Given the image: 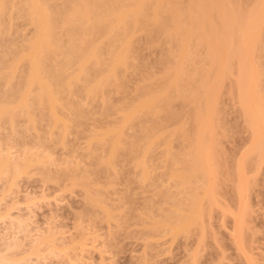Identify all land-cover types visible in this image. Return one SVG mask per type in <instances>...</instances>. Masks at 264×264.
<instances>
[{"label": "rangeland", "instance_id": "374dc122", "mask_svg": "<svg viewBox=\"0 0 264 264\" xmlns=\"http://www.w3.org/2000/svg\"><path fill=\"white\" fill-rule=\"evenodd\" d=\"M177 1L180 2L183 0ZM185 1L186 3L188 2V0ZM185 1L182 3L183 8V5L186 4ZM229 1H237L235 3H240L239 6L241 9L244 7V12L249 11V8L251 10L252 4L255 3L253 0ZM252 1L254 3H252ZM228 4H230V2ZM247 4H251L249 5L250 7ZM230 7L231 9L233 8L234 11L240 8H238V5L236 8H234L235 6L233 7V5H230L229 9ZM226 9H228V7ZM242 12H240V14H243ZM15 20L18 21L17 18ZM21 21L22 19L17 23L13 20V23L15 22L17 25H11V22L10 26H13L14 29L10 30L12 31L10 32V35L8 36V33L2 35L3 39L0 38V42L4 40L3 42L4 45H6V48L8 43H10V39L13 40L17 37V45H22V42L27 44L25 40L27 38L30 39L33 36L32 34L34 33L32 32L34 30L32 25L30 26V24L24 23L27 21ZM136 29L137 27L134 29L133 26V30L136 33H134L135 41L132 38L129 43V49L131 51L129 54L133 55H131V59L129 58L130 61H127L130 65L129 67H124L126 69H124L123 72L121 71L122 68L120 69V76H118L119 72L116 74L119 77L118 81L113 82L114 80L112 81L110 79V82H113V84H120L118 89L116 86L112 87L113 84H111L112 86L108 88V93L105 91L107 93H105L106 96H108L106 99L108 106L104 104L106 102L103 103L102 98V101L100 98H96L92 101L91 99H88V101L85 100L83 103L81 102L82 108L85 107L82 110V113L87 118L85 119L83 116L82 119L80 118V121L77 120V122L75 120V126L74 122H72L73 125L71 124L72 127L69 129L74 128L72 131L68 130L70 133H65L64 131H62V133L59 129L54 132L59 133L60 135L55 133L52 134L51 131L48 133L51 127H49L48 130V125L45 121L48 122L50 117H45L46 114H43L45 115V118L43 119L45 121L42 120L43 117L38 119V121L41 120V122L36 124L37 130H35V127L34 130H31L33 127L27 129V124L30 126L31 124L27 122L28 119L25 120V117L19 119V121L21 120L19 125L22 127L16 128H18V131L20 132L18 135L20 138L15 134L13 135L12 133L14 132L10 134L12 130L9 131L7 129L9 126L7 128L4 127L7 130L3 127L0 128V154L9 157L13 166L11 168L22 165L21 163H23L24 159H30L31 157L32 160V167L28 168L29 170L27 169V173L16 177H20L19 179H13L12 181V179L9 178L11 175H7L8 173L0 176V247L1 244L5 242L6 244L8 242L10 243V241L12 242V239V243L19 245L18 250L20 247L22 251H25L24 248L27 247L25 253H23L24 251L21 253L22 256L25 254L23 257H26V252L27 255H29V257L25 258L27 261L26 264H264V162L260 161V157L257 154H252L250 157L248 155V157L246 156V153L250 148L251 134L245 119H243V113H241L242 108L239 106V101L237 102L236 100L238 98H236L238 68L235 67L236 64L234 63L231 54V56L227 55L225 59L227 60L226 67L223 68L228 74L226 73V77H224L221 83L217 86V89L215 90L216 92H214L216 94L213 93L214 96L212 98L209 97L211 98V101H208V103L211 102L214 113H212L213 116L211 115L212 117L210 116L209 118L208 133H205L207 137H205V140L208 139V147L207 152H204L203 154L212 172V177H210L212 183L208 185V188L210 186L212 189V195L209 193L210 197L208 200H206L201 208L197 210L198 212H196V214L198 213V215H195L198 216V219H196L197 221L194 219L195 222H190L189 225L187 224L188 226L186 225L187 227L184 226L179 228L176 226L178 225L176 219L179 217L176 212L181 210L179 209L180 205H182V200L184 201V197H186L183 194L187 193L184 191L185 187L183 186H187L188 184L185 185V183L190 180L193 184L196 183L193 177L196 172H192L195 169H192L188 164L191 161V156L199 154L197 145L194 146V144H196L195 141H197V138H195L196 134L191 135L193 132L196 133V129H192L196 123H194V120H196L194 118L196 117L193 115V113L196 112L194 110L196 108H194L195 104H191L192 101H194V103L199 101L200 104L201 99L199 100L197 98L196 101L189 100L191 102H187L189 99L188 96L187 101H183L186 98L184 94H182L184 98L181 100V93H179L180 95L174 94L173 91H176L173 87L172 94L180 97L176 98L175 96L176 99L171 98V101L168 100L169 103H166L169 105H165L166 108H164V111L162 109L158 114L156 113L159 117L155 114V116H150L152 114H147V116L143 113V115H140V120L138 117L130 126L126 127L124 129V135L120 138L122 143L119 142V144L121 143L122 145L120 144L121 146H119V144H117L115 147L117 153L116 150L115 152L111 150V148L114 149L112 146V139L114 138L111 136L106 137L105 144L102 146L95 142L93 144H96V146L93 144L91 145V140H94V138L91 139L89 136L97 133L103 134L105 130L109 128V125L113 126L115 122L119 123L123 114L127 112L129 113L132 109L131 107L133 106L135 98L140 99L139 97L141 96V99L144 97V100L148 95H144L146 90L149 89L148 85H150L151 88V84L155 79H157L156 81L158 82H155L157 83L156 85H159V82H161L160 84L164 83V81L166 83L167 80L164 79H169L168 77L172 75V72H168H170V69L173 71V68H175L174 66L180 61L179 57H177V53L173 52L177 47L173 48L174 44L173 46L172 43L170 45L169 42L166 41L167 38L162 40V37L157 36L158 39L161 38V41L157 40V38H155L156 36H152L155 40L154 38L153 40H151V38L149 40V38L147 39L149 36L148 33L145 31L143 33L139 28ZM13 33H16V36H14ZM263 37L262 47L264 46ZM6 40L8 43H5ZM12 40L11 43L13 42ZM19 40H22V42ZM132 41L135 44H133ZM3 42L0 43V46L1 44L3 46ZM16 42L14 40L15 46ZM151 42L153 44H151ZM165 42L168 44H165ZM160 43L162 44L160 45ZM117 44L118 46L116 47L119 48V44L121 43L118 42ZM134 45L136 46L134 47ZM13 47L12 44H9V47L5 50L8 51ZM20 47L14 48L13 54L15 51H18V54H14L15 56L16 54L19 55L24 44L22 48ZM133 47L135 49H133ZM104 48V51L106 52V47ZM168 48L170 49L169 51ZM10 50L8 54L10 53ZM169 52H171L172 55ZM3 53L1 52V58ZM203 53V51L202 54L199 53L198 58H196V60L201 59V63L193 61V63L195 62V66L197 64H199L200 67L202 66L201 64H203L204 61L202 59L205 58V54ZM13 54H10L7 57H10L7 59L9 62L11 61L10 63H13L12 61L16 59ZM168 55L169 58L171 55V60L168 58ZM251 56L253 57L252 54ZM162 58H164V61H161L163 60ZM207 58H205L206 64L204 63L206 66L209 62ZM165 59L169 60L165 61ZM255 61L258 62V66L255 67L257 70V76L262 80L264 79V56ZM158 62L164 63L163 65H165V67L161 65V63L158 64ZM25 68L26 67H22L21 70L19 69L22 73L20 77L25 74ZM186 68L189 69V67ZM197 68H199V66ZM200 69L202 71L203 68H199V71ZM204 69H206V67H204ZM94 70L96 71H92V73L98 72L97 69ZM20 72L16 74L14 78L16 81H12L15 82L13 83L15 86L12 84V87L16 88L15 91L12 90L14 92L20 91L22 88V86H20L22 84L20 83L23 79L18 76ZM166 74L171 75L166 77ZM193 74H196V72ZM212 74L215 75L214 72ZM17 76L20 79H18ZM191 76H193L192 73ZM0 77L1 80V72ZM91 77L94 78L95 76L91 75ZM187 77L188 79L190 78V76ZM184 78L185 77L181 78V80H185ZM1 81L0 88H3L4 84H2ZM16 82H20L18 84L19 86ZM138 83L141 85L140 87ZM165 83L164 85L169 84ZM179 83L183 85L185 84L181 81H179ZM144 84L147 87H145ZM162 85L158 86L160 90L158 87L156 88L153 86V89L155 88L156 91L157 89L160 91L157 93L159 96L163 95L162 93L167 94L165 91L166 86L163 85V87ZM201 86L202 85L199 87L200 89L198 88L199 92H197V86H195V93L197 97L200 95L201 98H204V94L207 95V93H205L207 89L205 90L206 86H203L202 88ZM160 87L163 88L161 89ZM7 89V92H9V88H6V90ZM169 89H167L168 92ZM0 90H2V93L6 91L5 89ZM2 93H0V95ZM9 94L12 95V92H9ZM185 94L187 96V93ZM162 97L165 98V94ZM177 99L180 100L177 101ZM204 99H206V97ZM164 100L167 101V98ZM30 103L32 102L30 101ZM84 104L85 106H83ZM109 105H112L110 106L111 108ZM190 105L191 107H189ZM201 105L199 106V110L203 107ZM104 106H107L110 109L107 107L106 109ZM211 106H208V108L210 107V111H212ZM112 108L116 109L115 112ZM191 108L194 109L192 110ZM108 109L109 112L106 111ZM120 109L122 112L124 110V112L121 113L120 111V113H117L116 111ZM171 111L174 113L172 114ZM106 113H108L107 116ZM164 113H166V115ZM167 115L171 116L169 117ZM157 117L159 119H157ZM162 119H164V121H162ZM145 121L152 127L150 128L145 124ZM156 121H158V124ZM40 124L41 127H39ZM143 125H145V127ZM181 125H185L184 128L181 127ZM188 125H191L192 127H188ZM175 127H177L176 129L178 130H176ZM149 128L151 129L150 135H154L153 137H155L153 138V148L146 147L150 138L147 135L149 133ZM155 128L157 130H155ZM20 129H22V131ZM141 130H143V133ZM18 131L16 130V134ZM183 132H185L182 135L184 137L181 138L182 136L180 135ZM186 132L188 135L185 137V134H187ZM7 136L9 140L7 139ZM9 136L17 138H14V140ZM175 136L177 137L175 138ZM135 137L138 139L140 138V142L138 139H135ZM162 137L163 139H161ZM170 138H172V140ZM188 138L195 143L193 144V141L191 142ZM157 139L158 142L156 141ZM136 140H138L139 143L137 142L138 146L134 149V152H132L133 150L130 151V148L128 147V149L127 146L133 141L136 142ZM110 141L112 144H110ZM188 141L193 144V147L186 145L189 144L187 143ZM44 142L45 147L42 148ZM41 143H43V145H41ZM91 146L93 151H91ZM98 146L99 148L97 149ZM128 154L129 156L134 155L130 158L127 156ZM96 156L98 158L95 160L94 157L96 158ZM187 156L190 157V159L187 158ZM99 158H101V161ZM186 158L190 161H187ZM244 158L248 160L245 159V163L242 161ZM140 159H143V168L138 166V162H141ZM109 160L110 163L111 160L113 161L111 163L112 165L108 166L107 164L108 167L103 165V163H106ZM186 161L188 163H185ZM40 162L42 164H40ZM99 163L102 164L100 165ZM242 163L243 165L241 166ZM188 166L191 167V169ZM240 166L242 167V174H244L243 183L239 179ZM107 168L109 170H107ZM183 168L185 171H183ZM186 170H188L187 172L190 171L189 173H193V175H188V178L186 177L188 179L187 181H185V178L184 180L180 178V181L183 180L182 182H185L181 187L177 181L178 179L176 180V178H178L176 176L181 177L179 173H182V176H187L189 173H187ZM172 175H174L175 178H171ZM4 177H6V179ZM16 180L17 183L15 182ZM197 187L201 188L199 183L195 188L191 187L188 189H196ZM240 190H242V194H240ZM99 195H102V197H99ZM203 197L204 196L202 195L200 198L202 199ZM97 199H99L100 204ZM180 212L181 211H179V213ZM185 216L187 217L186 213ZM20 221H22L23 224L19 223ZM157 222H160L161 224H157ZM236 223L240 224L238 232H235ZM170 227H173L174 229L172 228V230ZM183 228L186 229L183 230ZM22 246L25 247L23 248ZM18 250H15V254L18 253ZM31 251H35L33 252L34 255ZM19 252H21V250ZM17 257H19L18 259L23 258L20 255Z\"/></svg>", "mask_w": 264, "mask_h": 264}, {"label": "bare ground", "instance_id": "6f19581e", "mask_svg": "<svg viewBox=\"0 0 264 264\" xmlns=\"http://www.w3.org/2000/svg\"><path fill=\"white\" fill-rule=\"evenodd\" d=\"M183 1H185V0H183ZM183 1L179 2L176 0V2H175V0H65V1L64 0H0V36H1L0 38L1 39H3L2 35H6L9 33L8 34V36H9L10 32H12L10 30L14 29L13 26L12 27L10 26L11 22H12L11 25L15 24V22L13 23V20L16 21L17 23L21 19H22V21L23 20L27 21L24 23H28V24H30V26L32 25L33 30H34V31L32 30L33 31L32 33H34V34H32L33 36L31 35L32 37L30 39L26 37L27 39L25 41L27 44H25V42H22V40L21 41L19 40L20 42H22V45L18 44L19 45L18 46L17 45L18 41L16 42V40L18 39L17 37H16V39H13V40L10 39V43H8V41L6 40L5 43H8L7 48L9 47V44H12V47L14 46L13 48H10L11 50L9 49L10 50L9 54H8L9 50L6 51L7 48L5 47L6 45H4V42H3L4 40L3 41L1 40L3 42V46H2V44L0 46V67H1L0 72L2 75L1 80H4L5 83H4V81H1V80L0 81L2 82V84H4V85L6 84V85H5V88L3 85V88H0V89L6 90V88H9V92H12V95L9 94V92H7L8 89L6 91H4L3 93L1 92L2 90H0V93H2L0 95V125H1L0 128H2V127L7 128L9 126L11 129L9 127L7 129L9 131L12 130L10 132V134L12 132H14V133H12L13 135L15 134L18 136L20 133L18 131V128H21L22 126L19 125V122L21 121V120L19 121V119H23L25 117V120L28 119L27 122L31 124V126L29 124H27V126H26L27 129L28 128L31 129V127H33L31 130H34L35 128H36L35 130H37L36 124L37 123L39 124V122H41V120L38 121V119L43 117L42 118V120H43L47 116L50 117V119H48L49 121L48 120H47L48 122H46L45 120H43V121H45V123H47L48 130H49V127H51L49 132L46 130L48 133H50V131H51V133L54 134L55 133L54 131L57 129L61 130V132L64 131L65 133H68V132L70 133V131H68V130L72 131V129L74 128L73 127L72 129H69L72 127L71 126L72 122H74V126H75V120L80 121V118L82 119L83 116L85 117V119L87 118L82 113V110L85 107L82 108L81 102L83 103L85 100L88 101V99H91V101H92L96 98L97 99L100 98V100L102 101V99H103V103L106 102L104 104L107 105L106 99L108 96H106V94L108 93L107 92L108 88H110L112 86L111 84H113V82H116L119 80L118 76L121 75L120 72L121 71L123 72V70L126 69L124 67H129V65H130L128 62L130 61L129 58L131 57L132 54H129L131 52L129 49L130 48L129 43H130V40L132 38L134 40V35L136 34L135 31L133 30V26H134V29H135V27H137V29L139 28L141 31H143V33H144V31L146 33H148V35L151 36V37H149V36L147 37V39L149 38V40H150V38H151V40H153V38L155 36H156L155 38H157V36H160V37H162V40L167 38L166 41H168L170 45H171V43H172V46L174 44L173 48L177 47L176 49L173 50V52L177 53V57H179L180 61L177 60L178 64H176V66H174L175 67V68H173L174 70L171 71L172 69H170V72H168V73L172 72V75L166 74V77L171 75L170 76L171 78L170 77H168L169 79L162 78V79L167 80V81L171 80L168 82L166 81V83H169L168 85L165 83V81H164V83L166 85H164V83H162L164 86H166L165 91L167 92V94L162 93L163 95L165 94V98L162 97L163 95L159 96L157 94L158 92H160L159 91L160 89L158 86H161L162 84H160L161 82H159V85H156L158 82L156 81L157 79H155V81L152 82V84H151L152 85L151 88H150V85H148L149 89L146 90V93L144 94V95L148 94L146 96V98L144 100H143L144 97H142V99H141V96L139 97L140 99L135 98V100L133 101V106L131 107L132 109L130 110L129 113L127 112V113L123 114L121 120H119V123L115 122V124L112 123L113 126L109 125V128L106 129L103 134L97 133V134H94V135L89 136V137H91V139L94 138V140L93 139L91 140V145L95 142L96 144L102 146L105 144L106 137L111 136L112 138H114V139H112V142H113L112 146L114 149L111 148V150L113 152H115L116 145L119 144V142H121L120 138H122V136L124 135V129L126 127L130 126L132 124V122L135 121L138 117L140 120V115H143V113L146 115L152 114L150 116H155L156 113L158 114V112L160 110L162 111V109H163V111H164V108H166L165 105L166 106L169 105L168 103H169V101H171L170 100L171 98L173 99V98H175V96H176V98L180 97V96H177V95H180L179 93H181V95L184 94V96L186 97L184 100L182 99V98H184L183 95L180 97L181 100H183V101H185V100L187 101L188 96H189V99L187 102H191L189 100H195L196 101L197 98L199 100L201 99L200 104H199V101H196L195 103H194V101H192L191 105L195 104V106H197V107L194 106V108H196V109L191 108L192 110L194 109L196 111L193 113V115L196 117V118H194V119H196V120H194V123L195 122L196 123H195V126H193L194 128H192V129H196V133L195 132L192 133L190 131L192 133L191 135L196 134V137L193 136V137L197 138L196 139L197 141H195L196 144H194L195 142L193 140L192 141H193L194 146L197 145V150H198L199 154L194 155L195 157L191 156V159H190V157H188L189 156L188 155L187 158H189L191 161L186 158V160L190 161V163H188L187 161L185 162V163H188L189 166L192 167V169L193 168L195 169L192 172L193 173L196 172V173H194V176H193L196 183L193 184V182L191 180L186 182V183L182 182L184 180V178H185V181L188 180L187 179L188 175H190V174L193 175V173H189L190 171L187 172L188 170H186V172L189 173V174H187V176L186 175L182 176L181 175L182 173H179V175L181 177L176 176V177H178V178H176V180L178 179L177 181L181 187L183 186L184 183H185V185L186 184L189 185L190 182L192 183V184L190 183L189 186L187 185L188 187L183 186L186 188V189L184 188V191H186L187 193L183 194L186 197H184L185 202L182 200L181 204L183 206L180 205L179 209H181V210H178V208H177L178 212H176L179 215V217H177V219H176L178 221V222L176 221V223H178V225H176V226L179 228L184 227V226L187 227L190 222L193 223V221L195 222V220L198 219V216H195V215H198V213L196 214V212H198L197 210H199V208H201L203 203H205V201L208 200V198L210 197V194L212 193L211 187L209 186V188H208V185H210L212 183V180L210 179V177H212V172H211V170L209 168V164L206 161L205 156L203 154L204 152H207V147H208L207 146L208 145L207 144L208 139L207 140H205V139L207 138L206 134L208 133L207 129H208V124H209V120H210L209 118L211 115L213 116L212 113H214V110L212 109V106H211V102L208 103V101H211V98L214 96V94H216L214 92H216L215 90L217 89V86L219 85V83H221V81L224 79V77H226L225 75L228 74L227 71L223 68L226 67V61L227 60H225V59H226L227 55L229 56L230 54L232 55V56L231 55L230 56L234 59V63L236 64V66H235V64H234V66L238 68V70H237L238 81H237V91H236V93H237L236 98L237 97L238 98L236 100H237V102L239 101L238 103L240 104L239 106H241V108H242L241 113H243L242 114L243 119H245V122H246L247 126L249 127L250 134H251L250 135L251 136L250 148H249L248 152L246 153V156L248 155L250 157V155H252V154L253 155L257 154L260 157V161L264 162V83H263L264 79L260 80L258 78L257 70L255 68L258 66V64H257L258 62H256L255 60L256 59L259 60L261 57L263 58V56H264L263 55L264 54V48H263L264 46L262 47V43H263L262 37H263V31H264V0H253L255 3L252 1V3H254V4H252V7H251L252 9L250 10V8H249L250 7L249 5H251V4H249V5L247 4L249 6L248 7L249 11H245V12L243 9L244 7L242 8L243 9L242 10L241 7L239 6L240 3H235L237 1L227 0L228 3L230 2V4H228L226 0H188L187 3L185 1L186 4L183 5L184 8L182 7ZM232 2H234V3H232ZM230 5H233V7L235 6L234 8H236V6L238 5V8L240 7L239 8L240 10L238 9L239 12H238V10L234 11L233 8L231 9L232 6L229 9ZM227 7H228V9H226ZM246 10H247V8H246ZM232 11H234V12H232ZM240 12H242L243 14L245 13L246 15L240 14ZM246 12H248V13H246ZM16 18L18 19V21L15 20ZM8 23H9V25H8ZM15 25H17V24H15ZM25 27H26V25H25ZM17 30H19V29H17ZM15 34H14V36H16ZM11 35H12V33H11ZM19 35H20V33H19ZM145 35H147V34H145ZM152 36H154V37L152 38ZM23 38H25V37H23ZM23 38H20V39H23ZM155 38H154V40H155ZM147 39H146V41H147ZM11 40L13 41L12 43H11ZM14 40L16 42V46L14 45L15 44ZM157 40H161V38L160 39L157 38ZM137 41H138V39H137ZM2 42H0V43H2ZM118 42L121 43V44H119V48L116 47V46H118V44H117ZM132 43H133V41H132ZM155 43H157V42H155ZM166 43L167 42H165V44ZM23 44H24V47H23L22 51L19 53V55H17L18 51L17 52L15 51V53H17L16 56H18V57H16L14 55L15 53L13 54L14 48H16V47L18 48L20 46H21L20 48H22ZM133 44H135V43H133ZM151 44H153V43L151 42ZM161 44L162 43H160V45ZM176 45H178V46H176ZM135 46L136 45H134V47ZM104 47H106V52L104 51V49H105ZM134 47H133V49H135ZM3 48H4L5 52L3 51ZM169 48H172V47H169ZM169 48H168V51L170 50ZM203 49H205V50H203ZM19 50H21V49H19ZM11 51H12V53H11ZM202 51L204 52L203 54H205L204 55L205 58L208 57L207 60L209 62L207 63V66H210V67H207L205 65L206 64L205 58L202 59L204 61H203V64H201L202 65L201 67L199 64H197L195 66V64H194L195 62L193 63V61H197L198 63L202 62L201 59L196 60V58H198L199 53L202 54ZM1 52L2 53L4 52L2 55V58H1ZM169 53L171 54V52H169ZM10 54L11 55L13 54L15 56L14 58H16L15 60L13 59L14 60V61H12L13 63H10L11 61L9 62L7 60L10 58V57L7 58ZM128 54H129V56H128ZM251 54L253 55L254 58L251 56ZM171 55H170V58H171ZM163 56H161V57H163ZM174 57H175V54H174ZM174 57H172V58H174ZM168 58H169V55H168ZM199 58H200V56H199ZM162 59L163 60H161V61H164V58H162ZM168 60L165 59V61H168ZM160 63H161V65L164 64L162 62H160ZM160 63L158 62V64H160ZM209 63H211V64H209ZM163 66L165 67V65H163ZM198 66H199V68H203L202 71H201V69L199 71V68H197ZM203 66L206 67V69H204ZM22 67H26L25 68L26 72H25V74H23L22 77H20L22 74L20 72ZM186 67H189V69ZM214 67H215V69H214ZM98 68L99 69L101 68V69L99 70ZM219 68H221V69H219ZM25 69H24V71H25ZM94 69L98 70V72H95L96 74L94 72L92 73V71H96ZM120 69H121V71H120ZM194 69H195V71H194ZM196 69H198V70H196ZM211 69H212V71H211ZM18 71L20 72V74L18 76L23 79V81H22L23 83L21 81H20L21 83L16 82L17 85L19 83L22 84V85H20V86H22V88L20 89V91L16 90L17 92H14L16 88H14L12 86L14 85L13 83H15V82H12V81L13 80L16 81L14 78H15L16 74L19 73ZM118 72H119V75L117 76L116 74H118ZM188 72H191L193 76H191V73H188ZM195 72H196V74H193ZM213 72L215 73V75L212 74ZM187 73L190 75H188ZM211 74H212V76H211ZM91 75L95 76V77L92 78ZM18 76H17V78L20 79ZM187 76H190V78L188 79ZM142 77H143V74H142ZM183 77H185L184 78L185 80L182 81L181 78H183ZM110 79L112 81L113 80L114 81L110 82ZM115 79H117V80H115ZM158 79H159V77H158ZM120 81H122V80H120ZM179 81H181L182 83H185L186 85L179 83ZM155 82H157V83H155ZM162 82H163V80H162ZM81 83H82V85H81ZM117 83H119V82H117ZM119 85L120 84H113L112 87L116 86V88L118 89ZM200 85H202L201 88L203 86H206L205 90L206 89L208 90V92H207V90L205 91V93H207V95L204 94L206 99H204L205 97L201 98L199 94H198L199 95L198 97L196 96V93H195L196 87L195 86H197V92H199ZM18 86H17V89L19 90ZM140 86L141 85L139 84V87ZM153 86L156 88L158 87L159 90L157 89V91H156L155 88L153 89ZM167 86H168V88H167ZM145 87H147V86L145 85ZM163 87H160V88L162 89ZM172 88L176 91V92L173 91V93L177 94V95L174 96V94H172ZM119 89H120V87H119ZM167 89H169V92ZM12 90H14V91H12ZM109 90H111V89H109ZM147 91H148V93H147ZM185 93H187V96ZM210 95H212V96H210ZM81 96H82V98H81ZM105 96H106V98H105ZM209 97H211V98H209ZM166 98H167V101L164 100ZM179 100L177 99V101H179ZM30 101L32 103H30ZM166 102H168V103H166ZM201 102H202V105H201ZM180 104H181V102H180ZM112 105H109V107ZM191 105L189 107H191ZM200 105L203 106V107H201V110H199ZM205 105L207 108L205 107ZM83 106H85V104ZM107 106H104V107L106 108ZM208 106H211L212 111H210V109H209L210 107L208 108ZM109 107H107V108H109ZM128 107H130V106H128ZM118 108H120V107H118ZM109 109L106 111L109 112ZM115 110L116 109H113L114 112H115ZM110 111H112V110H110ZM120 111H121V109L117 110L116 112L120 113ZM167 111H169V110H167ZM123 112H124V110H123ZM123 112L121 111V113H123ZM166 113H164V114L166 115ZM173 113L174 112H172V114ZM43 114H46V116ZM47 114H49V115H47ZM85 114H87V113H85ZM107 114L108 113H106V116H107ZM156 116H158V115H156ZM167 116H169V115H167ZM158 117H157V119H159ZM162 117H163V115H162ZM167 118H165V119H167ZM172 118H173V116H172ZM83 120H84V118H83ZM149 120H150V118H149ZM170 120H171V118H170ZM151 121H152V119H151ZM162 121H164V119H162ZM156 122L158 124V121H156ZM49 123H50V126H49ZM170 123H172V122H170ZM79 124H80V122H79ZM145 124H147V122ZM5 125H7V126H5ZM76 125H77V123H76ZM147 125L149 126V123ZM143 126L145 127V125H143ZM148 126H147V128H148ZM184 126L185 125H183V126L181 125V127H183V128H184ZM190 126L188 125V127H190ZM16 127H18V128H16ZM39 127H41V124L39 125ZM43 127H46V126H43ZM149 127L151 128L152 126H149ZM6 128H4V129L7 130ZM105 128H103V129H105ZM150 128L148 129L149 133L147 134L148 137H150L149 143H148V145H146V147H148V148L152 147V144L154 141L153 138H155V137H153L154 135H150L151 134ZM176 128L177 127H175V129ZM15 129L18 131L17 134H16ZM141 129H144V128H141ZM153 129H154V126H153ZM20 130L22 131V129H20ZM145 130H146V128H145ZM155 130H157V129L155 128ZM158 130H159V127H158ZM176 130H178V129H176ZM188 130H190V129H188ZM96 131H97V129H96ZM141 131L143 133V130H141ZM184 131H185V129H184ZM137 133H138V131H137ZM179 133H177V134H179ZM184 133L185 132H183L180 136H182ZM21 134H22V132H21ZM55 134H59V133H55ZM45 135H47V134H45ZM187 135H188V133L185 134V137ZM151 136H152V139H151ZM9 137L13 138V139L17 138L14 136L13 137L9 136ZM41 137H43V136H41ZM52 137H53V135H52ZM136 137H135V139H138ZM148 137H146V138H148ZM160 137H161V135H160ZM176 137L177 136H175V138ZM183 137L184 136H182L181 138H183ZM18 138H20V137L18 136ZM46 138H47V136H46ZM109 138H107V139H109ZM7 139H8V136H7ZM161 139H163V137ZM170 139L172 140V138H170ZM109 140H111V139H109ZM138 140H136V142L133 141L132 143L130 141L131 144H128L127 148L129 147L130 151L133 150L132 152H134V149H136V147L138 146V143L140 142V140H139V142H138ZM175 140H177V139H175ZM188 140L191 141V139H189V138H188ZM156 141L158 142V139ZM112 142L110 144H112ZM191 142L188 141L187 143H189V144H186V145H188L189 147H193V144ZM39 143H40V141H39ZM96 144H93V145L96 146ZM120 144H119V146L122 145V144L121 145ZM126 144H127V142H126ZM41 145H43V143H41ZM44 147H45V142H44V145L42 146V148H44ZM122 147H121V149H122ZM98 148H99V146L97 147V149ZM124 148H123V150H124ZM91 149H92V146H91ZM187 149H189V148H187ZM91 151H93V149ZM125 151H127V150H125ZM116 153H117V150H116ZM136 154H137V152H136ZM190 155H191V153H190ZM91 156H92V154H91ZM127 156H129V154ZM132 156L130 155L129 157L131 158ZM97 158H98L97 156H96V158L94 157L95 160ZM101 158H99L100 161H101ZM110 158H111V156H110ZM246 158H244L242 161L244 162V160ZM106 159H109V158H106ZM140 161L141 162H138L139 163L138 166L143 168L144 167L143 159H140ZM112 162L113 161L111 160V163ZM10 163L11 162H10L9 157H5V156H2L0 154V176L2 174L8 173L7 175H9V176L11 175L13 177L12 178L11 176L10 177L8 176L10 179H12V181H13V179H19L20 177L19 178H16V177L27 173L26 171L29 170L28 168L32 167L31 157H30V159L29 158L24 159L23 163H21L22 165L15 166V168H11L13 166H12V163H11V165H10ZM94 163H95V161H94ZM111 163L109 160L106 163H103V165L107 166V164H108V166H110V165H112ZM14 164H16V163H14ZM40 164H42V163L40 162ZM175 164H176V162H175ZM190 164H192V165H190ZM142 165H143V167H142ZM242 165H243V163L241 164V166ZM191 167H189V168L191 169ZM174 168H176V167H174ZM107 170H109V169L107 168ZM72 171H74V170H72ZM183 171H185L184 168H183ZM174 172H176V171H174ZM239 173H240L239 179L243 183L244 182L243 181L244 180V174H242L243 173L242 167L240 168ZM195 174L197 177L195 176ZM174 175H178V174H174ZM174 175H172L171 178H175ZM4 178L6 179V177H4ZM88 178H89V176H88ZM180 178L183 180L180 181ZM81 180H83V179H81ZM59 181H61V180H59ZM85 181H87V180H85ZM197 181H198L199 185L201 186V188L197 187L196 189H194L196 187V185L198 184ZM15 182L17 183V180ZM95 183H97V182H95ZM10 184H11V181H10ZM10 184H9V186H10ZM190 186L194 187V188L188 189V188H191ZM90 190H91V188H90ZM97 192H98V190H97ZM196 192H199L200 195H199V193H196ZM201 192H202V195L204 196L202 199L200 198L202 196ZM98 194H99V192H98ZM240 194H242V190H240ZM99 197H102V195L101 196L99 195ZM185 198H186V200H185ZM97 200L99 203L100 202L99 199H97ZM179 211H181V212L179 213ZM185 213H186L187 217L185 216ZM18 221H19V219H18ZM19 223L23 224L22 221H20ZM159 223L157 222V224H159ZM158 227H159V225H158ZM166 227H167V225H166ZM239 228H240V224L236 223L235 232H238ZM184 229H186V228H183V230ZM24 231H25V228H24ZM12 242H13V239H12ZM12 242L10 241V243L8 242L6 244V242H5V243L1 244V247H0V264H26L27 261L25 258L29 257V255H27V252H26V257H23L25 254H23V256H22L21 253L24 250L22 251V249H20V247L18 250L19 245H17L16 243H12ZM19 242H21V241H19ZM20 245H21V243H20ZM22 245H23V243H22ZM22 247L24 248L25 246H22ZM26 248H24L25 251H26ZM15 250H18L17 254H15V252H16ZM20 250H21V252H19ZM25 251L23 253H25ZM33 252H35V251H33ZM33 252L31 251L32 254H33ZM14 254L16 255V257ZM18 254L23 258L20 257L21 259H18L19 258V257H17V256H19ZM29 254H30V252H29Z\"/></svg>", "mask_w": 264, "mask_h": 264}]
</instances>
